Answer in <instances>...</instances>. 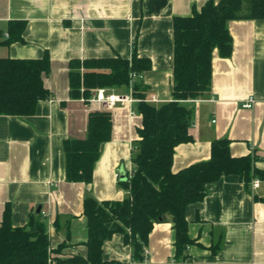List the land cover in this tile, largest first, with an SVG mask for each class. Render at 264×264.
<instances>
[{
  "label": "crops",
  "instance_id": "0c3cea01",
  "mask_svg": "<svg viewBox=\"0 0 264 264\" xmlns=\"http://www.w3.org/2000/svg\"><path fill=\"white\" fill-rule=\"evenodd\" d=\"M208 1L0 0V58L41 59L46 53L51 58L44 78L51 96L39 102L36 114L0 116V227L9 206L15 228L27 226L32 216L41 217L52 247L66 243L62 258L87 255L84 200L129 198L119 179L134 170L133 148L143 118L129 86L106 88L134 101L109 110L111 140L101 147L93 182L67 181L65 141L85 139L90 113L103 110L97 102H83V96L72 97L70 63L117 56L131 60L136 51L152 62L151 70L137 80L144 85L146 100L155 97V106L171 102L174 18L191 16ZM12 22H22L24 31L21 40L9 42ZM228 28L233 53L222 58L214 52L211 90L188 102L194 140L176 148L174 172L208 161L217 139L231 141L233 157L254 156L256 168L264 172V20L230 21ZM251 96L257 103L243 108ZM186 216L189 237L195 241L188 251L192 264H264V181L255 190L252 182L247 188L237 176L223 177L208 186L203 202L188 206ZM145 249V260L133 262L132 249L116 234L105 243L104 260L174 264L171 216L155 223Z\"/></svg>",
  "mask_w": 264,
  "mask_h": 264
},
{
  "label": "trees",
  "instance_id": "16d2710c",
  "mask_svg": "<svg viewBox=\"0 0 264 264\" xmlns=\"http://www.w3.org/2000/svg\"><path fill=\"white\" fill-rule=\"evenodd\" d=\"M235 20H264V0H209L200 9L194 8L191 16L174 18L173 101L160 106L147 103L144 85L135 81L133 96L139 99L137 110L143 125L134 143V170L121 182L130 196L102 203L92 196L85 198L87 255L62 258L66 243L52 247L41 217L32 216L27 226L15 228L8 206L0 227V264H126L104 260L105 243L116 234L123 235L124 244L132 249L133 262H143L155 223L167 216L172 217L175 230L174 264H192L188 251L195 241L189 237L188 206L203 202L208 186L223 177L237 176L247 188L255 178L264 181L254 156L231 155L229 139L212 142L208 161L173 171L176 148L194 140L190 134L193 111L188 102L211 90L214 52L222 58L231 57L233 38L228 24ZM23 31L22 22H12L9 42L21 40ZM70 67L72 97L89 99L94 90L128 87L130 74L150 71L152 62L135 51L131 60L120 56L73 60ZM50 70L48 53L41 59L0 58V116L35 115L39 102L51 96L44 83ZM111 132V112L92 111L86 138L64 143L67 181L93 182L101 147L111 140ZM56 225L60 228L58 218Z\"/></svg>",
  "mask_w": 264,
  "mask_h": 264
},
{
  "label": "built area",
  "instance_id": "2783aa9c",
  "mask_svg": "<svg viewBox=\"0 0 264 264\" xmlns=\"http://www.w3.org/2000/svg\"><path fill=\"white\" fill-rule=\"evenodd\" d=\"M143 78V74H138V73H131L130 74V91H131V95L133 94V85L135 83V81H137L138 79ZM94 96H91V98H89L88 100L83 98V102H91V103H99L100 106L102 107L103 110L105 111H109L111 109H113L118 103H131L134 101L133 97L130 96H120L117 94H114L112 92H109L108 89L106 88H101L98 90L94 91ZM136 101V100H135ZM147 103L153 104L157 102V99L155 97H152L150 99L146 100ZM257 103V100L255 97L251 96L249 97L247 100H245L243 102V108L245 109H252L255 104ZM131 175V174H130ZM118 177V175H117ZM262 181L258 178H255L252 180V188L253 189H258L261 185ZM43 215H45V213H42ZM145 255H147L148 251L145 249Z\"/></svg>",
  "mask_w": 264,
  "mask_h": 264
},
{
  "label": "water",
  "instance_id": "95a60500",
  "mask_svg": "<svg viewBox=\"0 0 264 264\" xmlns=\"http://www.w3.org/2000/svg\"><path fill=\"white\" fill-rule=\"evenodd\" d=\"M121 182H126L128 180V178L126 176H122L119 179Z\"/></svg>",
  "mask_w": 264,
  "mask_h": 264
}]
</instances>
